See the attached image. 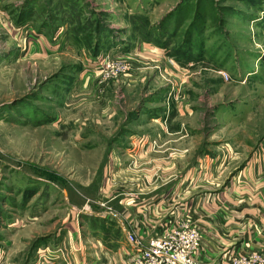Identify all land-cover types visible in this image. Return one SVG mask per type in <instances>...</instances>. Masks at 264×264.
Instances as JSON below:
<instances>
[{"label":"rangeland","instance_id":"rangeland-1","mask_svg":"<svg viewBox=\"0 0 264 264\" xmlns=\"http://www.w3.org/2000/svg\"><path fill=\"white\" fill-rule=\"evenodd\" d=\"M0 10L16 28L12 38L0 24V52L22 59L0 67V264H79L76 240L85 264H108L81 212L121 209L112 180L132 172L149 197L186 179L195 198L264 154V0H0ZM130 134L143 159L120 144ZM198 252L203 264L236 256Z\"/></svg>","mask_w":264,"mask_h":264},{"label":"crops","instance_id":"crops-1","mask_svg":"<svg viewBox=\"0 0 264 264\" xmlns=\"http://www.w3.org/2000/svg\"><path fill=\"white\" fill-rule=\"evenodd\" d=\"M0 11L2 12L0 14L1 27L12 37L11 33H16V28L9 26L5 12ZM105 42L108 43L106 40ZM39 44L37 42V44L31 46L39 47L38 49L43 51L42 47L45 48V45ZM51 44L50 42L49 45ZM12 54L8 51L0 52L1 68L22 60ZM90 54H92V51H88L87 56ZM87 63H90V61L87 60ZM154 121H157V119L155 118ZM137 136V134H130L122 139L120 144L133 146L132 151L137 150L139 159H143L142 153H146V151L140 152L135 148L138 140ZM146 140L148 141V139ZM74 141L73 138L69 139L70 144L75 143ZM175 162H168L167 166L163 167L174 170V167H176ZM201 173V171H198L197 180L202 175ZM125 174L124 178L125 181L128 180L127 182L115 183V181H111L113 186H116L114 190L119 189L120 194L124 195L120 201V204H123L120 210L113 212L112 209H110L111 211L104 209L101 212H81L83 222L85 220L84 223L81 222V225L89 228L95 241L92 247L94 249L98 248V251L93 250V254L99 252L103 259L108 261V264H120L121 258H123V261L125 260L123 253L130 248L126 240L128 234L134 233L136 236L141 237L143 231H147L150 234L149 236L157 235L165 228V219L171 221L177 215L182 216L184 219L194 220L198 225L202 234V246L198 255L205 262L214 261L219 255L227 251L240 254L264 251V154L258 159V163H250L244 166L230 180L229 184L225 185L222 191H215L214 194L209 193L212 198L207 193L191 198V195H189L191 190L189 191L186 187V179H181L175 183L167 195L149 197L145 195L146 197H143L144 194L152 192L154 187L147 188L143 181L138 180V175L132 174V172L126 171ZM188 181L190 185L191 180ZM195 184H198V181ZM215 185L217 186V183ZM215 185H212L209 189L215 190ZM120 186L121 189L118 188ZM122 191L126 193H122ZM162 199L164 200L161 202ZM180 199L182 200L181 204H176ZM74 226L76 224L68 226V232L73 233L71 235L76 234L78 231ZM123 239L127 242L128 248L121 247ZM70 246L73 251L69 250V252L72 254L73 259L76 260L79 255L81 258L79 264H85L84 244L78 243L76 240L74 245L70 244Z\"/></svg>","mask_w":264,"mask_h":264},{"label":"built area","instance_id":"built-area-1","mask_svg":"<svg viewBox=\"0 0 264 264\" xmlns=\"http://www.w3.org/2000/svg\"><path fill=\"white\" fill-rule=\"evenodd\" d=\"M165 222V228L157 235L148 237H138L134 233L127 235L126 240L130 248L123 253L124 264H203L191 257L193 251L198 252L196 246L200 232L196 226H188L186 219L179 215L171 221L166 218ZM235 254L236 256L230 258L229 264L264 263L262 252H253L250 255ZM64 256V250H58L55 257L49 255V252L46 253L49 259Z\"/></svg>","mask_w":264,"mask_h":264}]
</instances>
